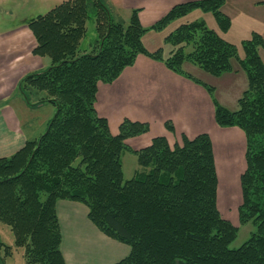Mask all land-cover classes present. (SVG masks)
Segmentation results:
<instances>
[{
	"label": "trees",
	"instance_id": "16d2710c",
	"mask_svg": "<svg viewBox=\"0 0 264 264\" xmlns=\"http://www.w3.org/2000/svg\"><path fill=\"white\" fill-rule=\"evenodd\" d=\"M225 4H179L145 28L140 9L132 11L126 24L114 20L103 0H64L27 23L37 43L33 54L49 58L51 65L23 78L18 90L30 107L51 105L56 113L38 140L0 158V223L13 232L26 264H66L59 201L84 204L100 232L130 248V255L117 264H264L263 37L253 33L242 44L241 58L235 45L204 20H195L180 24L165 38L172 47L166 58L163 48L149 52L144 44L149 31H162L196 10L211 13L227 33L232 22L222 12ZM92 17L97 40L92 52L81 54ZM139 56L204 87L213 100L216 124L244 132L247 168L240 179L239 223H251L256 231L239 249H231L239 229L218 208V173L208 134L183 136V144L173 146L157 137L149 147L134 151L127 140L147 134L149 125L125 120L113 136L108 120L99 116V85L113 84ZM185 64L213 78L236 72L238 65L248 80L238 110L221 105L215 88L185 72ZM32 92L39 95L36 103L31 102ZM167 127L173 130L171 123ZM126 152L137 157L142 169L128 181L122 161ZM2 248L6 258L13 255L12 247L0 242Z\"/></svg>",
	"mask_w": 264,
	"mask_h": 264
},
{
	"label": "crops",
	"instance_id": "0c3cea01",
	"mask_svg": "<svg viewBox=\"0 0 264 264\" xmlns=\"http://www.w3.org/2000/svg\"><path fill=\"white\" fill-rule=\"evenodd\" d=\"M126 1L123 0L124 3ZM188 2L190 0L165 2L167 10L159 13L156 19L160 16L163 18L174 6ZM229 2L230 0H226L222 9L232 22L231 29L224 33L225 36L232 38L231 33L236 27L252 31L254 20L260 25L254 33H259L264 39V0ZM14 5L12 0H0V14L3 7ZM129 8H133L132 11L141 10L139 18L145 27V8H135L132 5ZM214 31L219 34L217 30ZM36 46V40L26 26L7 35H0V158H9L19 152L28 141L38 140L50 123V111H44L47 115L45 118L40 115L50 106L32 108L18 90L23 78L43 72L50 66L48 59L33 54ZM259 52L264 63V48ZM190 69L191 72L187 73L193 76L197 70L193 67ZM232 74V83L236 82L237 77L245 78L241 72ZM31 94L32 102L36 103L39 95L33 92ZM239 99L240 96L235 97V100ZM235 105L228 109L237 110L238 105ZM96 109L100 117L108 120L113 136L119 134L120 126L126 119L149 125V133L127 140V145L135 151L149 146L157 137H165L170 143L179 140L180 144L183 136L194 139L201 134H208L213 143L218 187L222 181L226 189L225 184L229 185L231 176H234L235 181L241 179L246 169L245 134L237 128H220L216 124L215 107L209 92L169 71L163 63L146 56H139L135 65L127 68L113 84L99 85ZM167 123H172L175 130H168ZM57 213L63 236L61 250L66 264H117L130 255L128 246L99 231L90 221L89 210L84 204L59 201Z\"/></svg>",
	"mask_w": 264,
	"mask_h": 264
},
{
	"label": "rangeland",
	"instance_id": "374dc122",
	"mask_svg": "<svg viewBox=\"0 0 264 264\" xmlns=\"http://www.w3.org/2000/svg\"><path fill=\"white\" fill-rule=\"evenodd\" d=\"M63 1L64 0H12V3H14L15 5L13 7H9V6L3 7L2 13L0 14V35L2 36L7 35L9 34V32H14L23 26L28 27L27 23L30 20L38 16L46 15L52 9L62 4ZM103 1L108 6L114 19L118 22H124L126 24L129 23V19L132 14L133 8L132 9L129 8L130 5L135 6V8H145V10L147 11V14L144 17V22L146 24L145 28H149V27H152L154 24H156L162 18V16H160L159 18L156 19L159 13H162L165 10H167L168 7L165 4V2L169 3L171 0H127L125 3L123 2V0H103ZM191 1L193 0H190V2ZM195 1H201V0H195ZM230 2H232V0H230ZM248 13L251 14L250 11H248ZM254 13L256 14L255 11ZM120 19L125 20V21H120ZM195 20H204L210 29L212 30L215 29L218 31V33L223 37L222 38L218 34L222 39L226 37L227 38L226 41L228 43L230 42H231L230 44L234 43L233 45H235L239 49V55L241 58H244V51L242 49V44L245 41H248L249 39H251L255 30L258 29V27L260 26L259 23L252 20V24H253L252 31H249L248 29L243 30L241 29V27H236L231 33L232 38H229L230 36L229 37L225 36V34L220 30L214 16L211 13H204L199 10H196L192 12L190 15H188L184 20L174 22L162 31H154V30L149 31L144 37V43H145L147 50L149 52H155L156 50L163 48L164 57L165 58L168 57L169 53L172 51V47L165 44L164 42L165 38L168 35H170L172 32H174L180 24L186 23L188 21L192 22ZM96 40H97L96 22H95V19L92 17L87 22V33H86L84 40L82 41L80 45L81 54L92 52ZM260 49L261 48H259V51ZM259 55H260V52H259ZM263 57H264V53H263ZM45 58L48 59L51 65V60L47 57ZM185 65H184V71L186 70L185 72H191V69H190L191 67L196 69L198 72L197 71L194 72L193 76L196 79L202 81L203 83L211 87H214L216 99L218 101L220 100V102H222V104H225L228 108H234L236 106L235 104L238 105L239 100L238 101L235 100V97L240 96L241 98L242 97L241 94H243L248 88L247 76L245 75L243 71L239 69L238 65L236 64H234V69L236 70V73L241 72L245 78L241 76L237 77L235 79L236 80L235 83H232L233 81L232 75H234L232 73L225 74L220 78H213L205 74L199 68L191 64H187L189 66H185ZM243 79L244 81H242ZM31 102H32V98H31ZM49 106H48L49 108H45V110H43V112H41L40 115L45 118L47 115H46V112L44 111H50V121H51L56 113V109L51 105ZM172 127H173V130H175L173 124H172ZM233 128H236V127H233ZM178 141L179 140L172 142V143H170L169 141L168 142L171 146H173L174 144L178 143ZM182 144H183V140L182 142H180V145ZM139 145L141 146L142 144H139ZM246 146H247V140H246ZM122 161H123V167H124L125 181L133 179L139 172H141L142 169L138 164V159L133 153L131 152L124 153L122 156ZM245 163H246V158H245ZM246 168H247V163H246ZM233 173H236V171H234ZM229 185L225 184L226 189H224L223 183L221 181V185L220 187H218L219 188L218 189V208H219V211L222 217L230 221L231 223H233V225L239 229L238 237L236 241L231 245V249L236 250L242 247L249 240L252 233L256 231V227L251 223L244 225V226L240 225L239 223V207L243 203L241 180L238 179L235 181L234 176L232 175L229 181ZM0 242H2L6 246L12 247V250H13V255L9 258H6L4 256L5 255L4 249L3 248L0 249V264H26L25 259H24V250L17 248L15 246V237H14L13 232L8 226L1 224V223H0ZM2 258H5V262L2 261Z\"/></svg>",
	"mask_w": 264,
	"mask_h": 264
}]
</instances>
